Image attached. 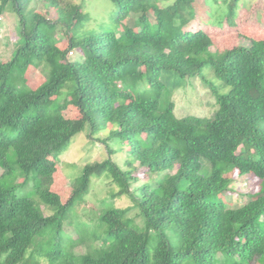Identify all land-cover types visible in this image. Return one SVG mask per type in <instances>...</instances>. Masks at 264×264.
<instances>
[{"label": "trees", "instance_id": "obj_1", "mask_svg": "<svg viewBox=\"0 0 264 264\" xmlns=\"http://www.w3.org/2000/svg\"><path fill=\"white\" fill-rule=\"evenodd\" d=\"M32 1L47 4L54 17L30 8ZM112 1L114 20L138 15L133 26H124L120 33L98 30L74 36L71 30L83 20L79 5L0 0V23L10 4L19 27L10 55L0 61V168L5 173L11 166L23 171L27 176L21 185L31 181L33 194L52 207L51 215H44L28 195L17 193V186L0 183V264L22 263L47 228L54 231L49 254L57 258L64 239L62 218L88 193L92 176L104 173L118 184L117 194H126L132 204L100 217L104 233L90 237L108 245L76 257L80 264L264 261V29L250 31L248 45L241 46L240 6L209 27L201 25L208 18L200 22L190 11L196 0L163 6L160 0ZM52 27L65 36V48L51 37ZM73 51L77 55L70 58ZM29 67L45 74L34 89L21 76ZM205 68L228 88L216 96L217 109L210 118H177L173 103L160 109L157 96L137 87L144 78L160 88L161 71L186 77ZM66 85L65 98L50 109ZM117 87L125 89L123 96ZM61 104L71 107L76 117L67 116ZM85 126L91 134L106 130L105 140L125 141V167L136 163L158 173L154 184L143 183L132 192L133 170H120L110 158L113 150L105 146L107 158L83 167L64 202L53 193L40 194L38 173L52 183L57 156ZM228 165L261 185L255 196L234 208L224 197L226 191L233 192L232 179L223 175ZM132 211L141 226L129 232Z\"/></svg>", "mask_w": 264, "mask_h": 264}, {"label": "rangeland", "instance_id": "obj_2", "mask_svg": "<svg viewBox=\"0 0 264 264\" xmlns=\"http://www.w3.org/2000/svg\"><path fill=\"white\" fill-rule=\"evenodd\" d=\"M68 1L82 7L83 20L71 30V34L74 36L98 30H110L120 33L124 26H133L138 16H127L122 21L114 20L115 4L112 0ZM173 1L160 0L158 5L163 6ZM227 2L228 0H196L190 11L197 14V19L200 22H204L203 19H209L208 24L201 23V25L215 27L230 11H235L240 6L241 13L237 21L238 26L242 28V34L238 35L237 44L247 46L248 38L246 34L255 30L256 27L264 29V0H235L232 5ZM30 8L54 17L53 11H50L45 3L32 1ZM150 19L152 20L151 17ZM50 32L51 37L59 41L58 45L61 48H65L66 38L61 30L57 27H52ZM18 33L19 27L16 16L10 4H8L1 16L0 23V61L10 55L14 43L18 39ZM213 50L212 48L211 51ZM76 55L73 51V54L69 57L74 58ZM144 74L141 76L142 78L145 76ZM21 76L29 89H34L45 78V74L41 69L33 70L32 67L22 72ZM159 81L162 84L160 88L152 87L143 78L137 82V87H143L152 96H157L160 109L169 102L173 103L174 114L177 118L186 116L212 117L217 109L216 96L224 95L228 92V88L224 87L222 82L214 77L213 72L209 68L203 69L200 75L186 77H180L171 71H161ZM261 85L264 90V72ZM214 88L215 93L212 91ZM122 89L123 87L116 88V93L120 94V96H123V90H125ZM67 91H69V86L66 85L49 103V108L51 109L54 105L60 103L65 98ZM61 106L67 116L76 117L77 114L71 107H65L62 104ZM115 127V125L112 126V128ZM106 136V130H97L91 134L88 126H85L82 132L74 137L67 148L57 156L58 160L55 162L56 166L52 176V183L47 180V177L38 173V179L42 186L40 194L48 196L53 193L59 197L60 202H64L69 198L73 188L72 184L80 176L83 167L107 158L105 146L113 150L110 158L120 170H133V180H129L132 192H135L136 188L143 183L153 185L158 173L147 172L146 169L139 167L136 163L132 164L131 167H125L124 162L127 159L125 154L126 142L105 140ZM7 159L12 164L14 160L12 150L8 152ZM11 167L13 170L10 173H5L0 168V183L4 186H17L18 194L24 193L28 195L41 213L51 215L52 207L45 206L33 194L35 188L32 182H25L21 185L27 175L23 171L14 169L13 166ZM223 175L233 181L231 182L233 192L230 190L231 193L229 191L224 193L225 201L230 208L243 204L248 200V196L251 195L253 197L260 190L259 181H255L250 175L241 176L238 170L230 165L225 168ZM118 190V184L109 173H104L98 177L93 175L88 193L78 198L73 208L62 218L64 239L62 251L57 255V258L49 254L51 251L50 247L53 244L54 231L47 228L41 233L40 241L37 243L33 242L32 249H28L25 254L26 259L19 264H64L65 262L67 264H80L75 259L76 257L84 255L92 249L106 248L107 242L93 239L90 236L103 235L105 226L100 227L98 221L105 212L114 208L124 209L131 206L130 198L126 194L118 195ZM128 216L131 219L129 232H131L132 228L137 229L141 226L140 220L134 211L130 212ZM80 235L81 237L84 236L82 241H79L81 239ZM261 262L264 264V261ZM261 262L253 259L250 264H262Z\"/></svg>", "mask_w": 264, "mask_h": 264}]
</instances>
